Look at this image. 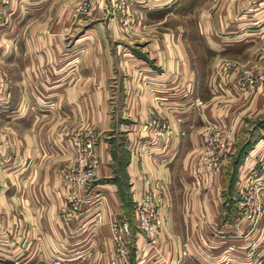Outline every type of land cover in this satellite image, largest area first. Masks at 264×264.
Here are the masks:
<instances>
[{"label":"crops","instance_id":"obj_1","mask_svg":"<svg viewBox=\"0 0 264 264\" xmlns=\"http://www.w3.org/2000/svg\"><path fill=\"white\" fill-rule=\"evenodd\" d=\"M79 1L0 5V264H108L116 217L128 264H264V217L240 223L235 206L246 178L264 181V0H131L126 24L107 0ZM246 68L262 78L231 93ZM150 110L171 128L160 142ZM89 128L98 164L66 224L58 174ZM147 184L161 196L153 248L131 220Z\"/></svg>","mask_w":264,"mask_h":264},{"label":"built area","instance_id":"obj_2","mask_svg":"<svg viewBox=\"0 0 264 264\" xmlns=\"http://www.w3.org/2000/svg\"><path fill=\"white\" fill-rule=\"evenodd\" d=\"M100 0H80L74 7L75 13H86ZM131 0H107L110 12L119 13L117 21L126 24L125 15ZM10 0H0L5 6ZM262 78V73L254 72L250 68L243 69L235 78L228 90L233 94L250 90L255 87L256 81ZM194 103L199 104L198 99ZM151 130L152 137L160 142L171 132L168 121L156 117L150 110V118L142 125ZM183 134V132H179ZM202 143L206 148L222 146L215 133L204 132L201 135ZM98 133L89 128L75 133L70 139L71 162L59 170L58 178L66 187L65 204L60 208L58 217L63 223H69L72 214L78 209L81 199L80 193L93 181L95 168L98 164L96 147ZM206 165L216 167L213 157H203ZM5 159L0 157V172L4 168ZM264 181L256 178H246L235 198L238 211L237 221L251 226L264 217ZM158 185L147 184L144 189L133 197L131 220L135 224L143 239L150 247L156 245L158 233L163 223L161 216V196ZM109 232L112 242L111 255L108 264H128L129 240L131 237L130 221L123 217L113 218L109 223ZM183 253V252H182ZM51 264H65L59 257H54ZM230 264V263H228Z\"/></svg>","mask_w":264,"mask_h":264},{"label":"rangeland","instance_id":"obj_3","mask_svg":"<svg viewBox=\"0 0 264 264\" xmlns=\"http://www.w3.org/2000/svg\"><path fill=\"white\" fill-rule=\"evenodd\" d=\"M227 63H230V60H226V64ZM229 65V64H228ZM225 65V70H227V69H229V68H231V65ZM2 73V72H1ZM258 124H260V123H258ZM242 152H243V150L241 151V154H242ZM124 153L122 152V151H120V153L117 155V158H118V160L120 161L122 158H124V155H123ZM121 173L122 172V167L119 165L118 166V173ZM130 206H132V200H131V198H130ZM131 208V207H130Z\"/></svg>","mask_w":264,"mask_h":264}]
</instances>
